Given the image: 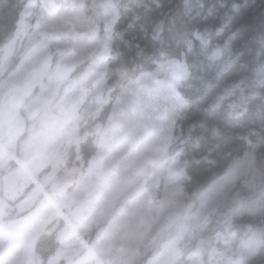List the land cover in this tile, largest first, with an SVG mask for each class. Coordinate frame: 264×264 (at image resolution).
<instances>
[{"label":"rangeland","instance_id":"obj_1","mask_svg":"<svg viewBox=\"0 0 264 264\" xmlns=\"http://www.w3.org/2000/svg\"><path fill=\"white\" fill-rule=\"evenodd\" d=\"M115 2L28 0L13 39L0 48V264H39L34 238L58 218L61 249L47 264H139L143 257L144 264H203L198 254L182 256L183 237L254 166L252 147L184 202L175 185L180 154L166 157L171 116L157 102L183 79L181 61L135 81L95 126L98 149L86 166L69 160L80 130L100 119L106 103L101 70ZM136 109L138 118L126 116ZM153 122L164 130L153 133ZM163 175L170 178L159 186ZM238 248L209 264L236 263Z\"/></svg>","mask_w":264,"mask_h":264},{"label":"trees","instance_id":"obj_2","mask_svg":"<svg viewBox=\"0 0 264 264\" xmlns=\"http://www.w3.org/2000/svg\"><path fill=\"white\" fill-rule=\"evenodd\" d=\"M27 2L0 0V48L13 39ZM114 11L101 70L106 103L100 119L80 130L69 160L86 166L98 149L95 126L105 123L135 81L155 73L159 64L181 61L183 79L157 102L171 116L166 157L180 154L175 185L184 202L194 201L232 161L255 150L253 168L216 201L203 224L185 234L182 256L198 254L209 264L239 246L242 255L232 264H264V0H116ZM140 96L144 109L149 103ZM152 129L164 130L154 122ZM169 178L163 175L159 186ZM62 226L63 218L54 219L36 234L39 264L60 251Z\"/></svg>","mask_w":264,"mask_h":264}]
</instances>
